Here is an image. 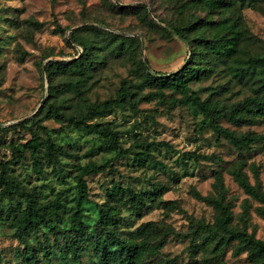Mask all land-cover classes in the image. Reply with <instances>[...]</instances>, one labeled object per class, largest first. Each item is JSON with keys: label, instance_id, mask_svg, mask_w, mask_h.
I'll use <instances>...</instances> for the list:
<instances>
[{"label": "rangeland", "instance_id": "1", "mask_svg": "<svg viewBox=\"0 0 264 264\" xmlns=\"http://www.w3.org/2000/svg\"><path fill=\"white\" fill-rule=\"evenodd\" d=\"M226 19L229 26L241 31L249 48L264 53V0H221L217 6L210 0H0V172L6 165L24 185L37 188L41 201L59 197L65 204L60 233L41 226L20 238L10 222L24 209L25 201L17 197L4 200L0 208V264H23L24 250L34 253L40 264H70L73 252L68 251L64 258L63 250L77 233L72 229V214L76 211L78 167L108 159V170L86 177L90 191L83 209L85 232L80 235L84 239L79 251L84 264H97L92 241L100 231V206L106 203L118 205L123 236L139 233L147 226L152 243L167 237L160 255L149 264L167 260L174 264H252L246 253H234L237 242L218 257L212 251L207 254L201 245L205 230L200 224H213L216 211L194 192L211 193L221 175L234 224L246 225L264 240V218L256 211L260 203L245 192L230 171L232 166L246 162L248 180L264 190V140L238 150L207 127L200 109L181 101L180 91L150 83L143 65L148 61L151 72L178 71L195 47L196 61L206 71L189 82V93L222 104L243 100L250 92L231 76L228 60L210 51L199 55L205 48L199 44L202 30L208 29L209 22ZM83 27L81 34L93 38L92 50L100 58L92 77L83 85L84 96L88 102L120 98V104L107 115L88 121L118 130L120 144L126 148L138 141L152 143L148 150L155 161H136L135 156L145 152L140 147L117 156L103 147V138L94 131L68 127L49 118L42 122L48 129H41V136L51 137L73 156L62 155L56 167L44 165V172L37 173L28 151L26 159L14 158V147L31 138L17 125L33 117L48 98L51 81L44 66L83 52L81 45L70 40V33ZM91 27L135 40L122 43L120 38H104ZM206 34L211 36L210 30ZM67 82V75L52 74L56 98L75 106L80 97ZM221 123L240 133L264 135V119L253 125L235 124L225 118ZM155 183L161 189L156 196L151 195L141 215L133 213L130 202L120 201L121 197L128 200V196L113 197L114 189L119 191L120 187L151 192Z\"/></svg>", "mask_w": 264, "mask_h": 264}, {"label": "trees", "instance_id": "2", "mask_svg": "<svg viewBox=\"0 0 264 264\" xmlns=\"http://www.w3.org/2000/svg\"><path fill=\"white\" fill-rule=\"evenodd\" d=\"M211 5L221 4V0H210ZM228 6V2H225ZM229 21L209 22L208 29L202 30L199 37V44L205 46L199 55H208L209 51L219 58L228 60V70L231 76L242 86L247 88L250 94L243 100L232 104H222L220 101H211L202 99L197 94L189 93V82L199 75L201 71H206L204 66L196 61V48H192L191 57L187 64L175 72H151V65L148 61L144 67L147 68V80L150 83L162 87H169L180 91L183 94L182 102L186 101L198 109L207 118V127L211 128L217 136L223 137L231 142L238 150L250 148L256 141L264 140L263 134L255 132L240 133L234 129L224 126L221 119L225 118L235 124L253 125L264 119V53H259L248 47V40L244 38L241 31L236 30L234 25L229 26ZM94 32L100 36H111L120 38L122 43L126 40L133 42L134 37H128L105 30L98 27H91ZM85 29H76L70 33V40L77 42L83 47V52L79 56H72L69 60H51L46 66L47 76L51 83L49 86V95L46 101L41 105L37 113L23 121L17 126L27 130L31 138L22 144H18L13 149L15 159H26L29 152L33 161V168L37 173L44 172V165L56 167L60 163V156H73V153L59 145L51 137L43 138L40 130L47 131L48 127L42 124L43 121L53 118L62 124L72 128H85L94 131L103 138V147L107 151L114 152L117 156H125L134 147L144 148L145 152L138 153L135 156L136 161L146 163L149 159L154 160V156L149 153L148 148L152 143L134 142L126 148L120 144V132L113 129L109 124H103L99 121H88L93 117H103L116 105L120 104L119 99H106L102 102H88L83 93V85L93 75L96 70L98 59L97 53H94L93 38L81 34ZM211 32L207 36L206 31ZM121 48H118V50ZM143 63V62H142ZM63 73L67 75V85L74 91L75 95L80 97V101L72 106L66 101L58 100L54 92L56 86L52 83L53 73ZM150 97V96H149ZM176 100L175 103H178ZM180 102V101H179ZM0 129L2 125L0 124ZM246 162L232 166L231 173L235 180L242 186L247 194L258 201L260 205L256 208L257 213L264 218V190L252 184L244 167ZM111 167V159L102 163L90 161L78 167L76 175L77 199L75 200L76 211L72 214V229L77 231L68 244V249L64 251V258L68 257V251L73 252L70 264H84L79 258V251L83 249L82 235L85 230V224L82 220L83 209L89 201V186L86 177L98 174L108 170ZM0 208L1 203L10 198H21L25 201L24 209L14 217L10 226L15 228L18 237L22 238V233L37 230L45 226L60 233L59 220L63 216L65 204L57 197L43 202L40 200L36 187H28L14 174H11L3 165L0 172ZM161 186L157 183L153 185L151 192H141L130 187L114 189L113 197L117 194L128 196L120 201L131 203L133 213L141 215L142 209L147 206L151 195L156 196ZM195 196L212 205L216 211L213 224H200L204 231L201 238V245L209 254L210 251L218 257L224 249L233 242L238 244L234 253L239 255L246 253L252 264H264V240L258 238L254 232H250L246 225L240 226L234 224V213L230 203L227 201V189L221 175L217 177L214 183V189L211 193L202 194L195 190ZM119 207L116 204L106 203L100 206L97 226L100 231L95 240L92 241V248L96 254L97 264H149L154 258L160 255V249L165 245L167 237H162L159 242L152 243L148 238V227L141 228L139 233L123 236L119 230L121 221ZM243 219V218H241ZM81 233V234H80ZM142 233V238L138 235ZM78 235V236H77ZM23 264H40L34 253L24 250L21 253ZM152 260V261H151ZM159 264H174L172 261H159Z\"/></svg>", "mask_w": 264, "mask_h": 264}, {"label": "water", "instance_id": "3", "mask_svg": "<svg viewBox=\"0 0 264 264\" xmlns=\"http://www.w3.org/2000/svg\"><path fill=\"white\" fill-rule=\"evenodd\" d=\"M44 68H45V66H44Z\"/></svg>", "mask_w": 264, "mask_h": 264}]
</instances>
